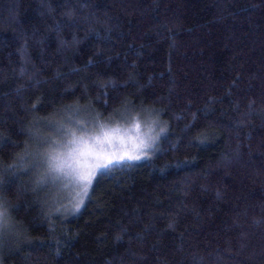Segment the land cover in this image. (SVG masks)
<instances>
[{
  "label": "trees",
  "instance_id": "16d2710c",
  "mask_svg": "<svg viewBox=\"0 0 264 264\" xmlns=\"http://www.w3.org/2000/svg\"><path fill=\"white\" fill-rule=\"evenodd\" d=\"M141 115L75 207L46 155ZM0 183V264H264V0H0Z\"/></svg>",
  "mask_w": 264,
  "mask_h": 264
},
{
  "label": "rangeland",
  "instance_id": "374dc122",
  "mask_svg": "<svg viewBox=\"0 0 264 264\" xmlns=\"http://www.w3.org/2000/svg\"><path fill=\"white\" fill-rule=\"evenodd\" d=\"M160 129L154 119L147 115H141L137 119L124 121L122 123H110L106 126L92 127L73 133L71 137L56 143L51 153L66 154L72 148L76 149L75 161L71 169L66 168L63 172H53L62 183L60 188L74 189V205L77 207L85 198L90 185L86 188V181L82 176H87L93 182L95 176L101 172L96 166L108 164L109 161H118L111 164L114 166L119 162L136 161L139 159H128V157L139 156L140 159L147 156L154 139L158 140ZM75 140L76 143L70 144ZM55 144V143H54ZM53 144V145H54ZM152 149V148H151ZM124 157V159H120ZM109 166V167H110ZM66 186H65V185ZM77 201V204H76Z\"/></svg>",
  "mask_w": 264,
  "mask_h": 264
},
{
  "label": "snow or ice",
  "instance_id": "6c2138e0",
  "mask_svg": "<svg viewBox=\"0 0 264 264\" xmlns=\"http://www.w3.org/2000/svg\"><path fill=\"white\" fill-rule=\"evenodd\" d=\"M74 135V134H73ZM70 144H75L76 141H70ZM75 153L76 149L72 148L66 154L61 153H48L45 157L46 162L48 164V170L50 172H63L66 168L71 169L73 167V162L75 161ZM120 159H124L121 157ZM128 159H140L139 156L136 157H128ZM118 161H109L108 164L105 165H97L96 167L101 169V174H104V170H106L111 164L116 163ZM82 180L86 181V188L88 185L91 184V180L87 176H82ZM3 188V184L0 183V189ZM2 207V206H0ZM9 222L7 219L6 211H0V239L3 238L4 233L6 230L9 229Z\"/></svg>",
  "mask_w": 264,
  "mask_h": 264
}]
</instances>
